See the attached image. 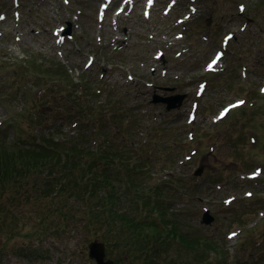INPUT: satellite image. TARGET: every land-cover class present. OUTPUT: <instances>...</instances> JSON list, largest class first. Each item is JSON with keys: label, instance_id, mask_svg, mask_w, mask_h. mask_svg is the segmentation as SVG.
I'll return each instance as SVG.
<instances>
[{"label": "rangeland", "instance_id": "rangeland-1", "mask_svg": "<svg viewBox=\"0 0 264 264\" xmlns=\"http://www.w3.org/2000/svg\"><path fill=\"white\" fill-rule=\"evenodd\" d=\"M153 1L0 0V130L24 124L32 105L25 92L31 99L52 79L61 88L85 79L134 98L145 93L141 101L152 99L158 87L176 88L158 93L185 95L181 108L168 113L163 105L146 104L142 114L154 126L173 129L183 149L159 180L176 176L173 206L184 215L185 234L218 250H202L206 258L200 254L198 264L223 258L228 264H264V0ZM69 27L71 37L62 38ZM221 49L219 73H206ZM56 67L69 75L41 80L37 70ZM204 81L207 86L200 87ZM48 100L46 93L42 101ZM231 103L241 104L230 113L238 116L219 120ZM15 133L13 124L3 136ZM201 167L204 182L194 176ZM252 174L260 177L249 179ZM1 202L9 207L0 222L1 264H97L89 257L92 240L78 228L62 236L35 234L48 199ZM206 210L215 217L212 225L203 224ZM20 247L38 248V259H28ZM177 248L170 251L176 264H196L188 244Z\"/></svg>", "mask_w": 264, "mask_h": 264}, {"label": "trees", "instance_id": "trees-1", "mask_svg": "<svg viewBox=\"0 0 264 264\" xmlns=\"http://www.w3.org/2000/svg\"><path fill=\"white\" fill-rule=\"evenodd\" d=\"M41 69V80L69 75L61 67ZM94 84L81 79L61 88L52 79L50 86L41 84L42 95L30 99L25 92V100L32 102L24 112L26 122L0 130L14 124L17 132L11 139L0 132V222L9 212L2 197L8 198L7 206L46 198L48 205L34 229L38 237L78 228L90 240L104 242L116 264H134L135 259L176 264L170 251L178 250V244H188L195 261L206 255L202 250L217 252L213 243L201 244L202 239L185 234L184 215L173 206L180 182L172 175L165 181L159 177L183 153L174 130L154 126L142 114L145 93L134 98L128 91ZM46 93L49 100L43 102ZM46 105L48 116L42 113ZM19 253L37 260L39 249L20 247ZM223 259L215 264H228Z\"/></svg>", "mask_w": 264, "mask_h": 264}, {"label": "water", "instance_id": "water-1", "mask_svg": "<svg viewBox=\"0 0 264 264\" xmlns=\"http://www.w3.org/2000/svg\"><path fill=\"white\" fill-rule=\"evenodd\" d=\"M185 97H186L185 95L161 96V95L155 94L152 103L153 104H166L167 112H171L173 110H176L182 107ZM203 171H204V168H200L196 172V176H202ZM214 221H215V217L211 214V211L208 210L204 214L203 224L212 225ZM96 241H93L90 243L89 257L92 260H96L97 264H114L112 260L106 259V244H104L103 242L97 243Z\"/></svg>", "mask_w": 264, "mask_h": 264}, {"label": "snow or ice", "instance_id": "snow-or-ice-1", "mask_svg": "<svg viewBox=\"0 0 264 264\" xmlns=\"http://www.w3.org/2000/svg\"><path fill=\"white\" fill-rule=\"evenodd\" d=\"M152 2V0H149V3H151ZM241 10L243 11L244 9H243V6L241 7ZM217 59H219V57H217ZM215 62L216 61H213V64H215ZM209 67L211 68L212 67V65H209ZM241 103H243L242 101H241ZM225 112H227V109L225 110ZM222 115H223V113H222ZM232 235H235V233H233Z\"/></svg>", "mask_w": 264, "mask_h": 264}]
</instances>
